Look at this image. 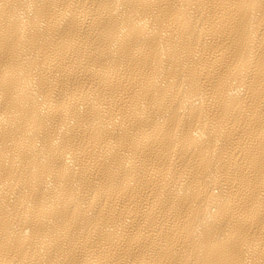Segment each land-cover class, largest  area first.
<instances>
[{"label": "bare ground", "instance_id": "1", "mask_svg": "<svg viewBox=\"0 0 264 264\" xmlns=\"http://www.w3.org/2000/svg\"><path fill=\"white\" fill-rule=\"evenodd\" d=\"M0 264H264V0H0Z\"/></svg>", "mask_w": 264, "mask_h": 264}]
</instances>
